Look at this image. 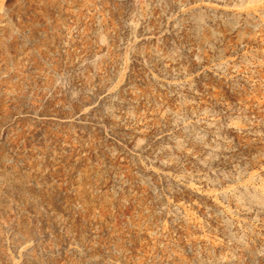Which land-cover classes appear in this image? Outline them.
I'll use <instances>...</instances> for the list:
<instances>
[{
  "label": "rangeland",
  "instance_id": "374dc122",
  "mask_svg": "<svg viewBox=\"0 0 264 264\" xmlns=\"http://www.w3.org/2000/svg\"><path fill=\"white\" fill-rule=\"evenodd\" d=\"M0 264H264V0H0Z\"/></svg>",
  "mask_w": 264,
  "mask_h": 264
}]
</instances>
